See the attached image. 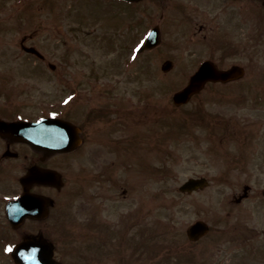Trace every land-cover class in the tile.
<instances>
[{
    "label": "rangeland",
    "instance_id": "obj_1",
    "mask_svg": "<svg viewBox=\"0 0 264 264\" xmlns=\"http://www.w3.org/2000/svg\"><path fill=\"white\" fill-rule=\"evenodd\" d=\"M173 1L0 0V90L9 94L0 104L20 103L31 117L55 111L86 133L79 151L62 158L68 184L52 217L0 228V264H15L11 246L38 233L66 264H264V171L234 169L227 132L264 98V39L248 57L218 63L241 64V79L206 85L177 105L174 92L210 44L198 32L206 17L191 23ZM255 2L238 32L264 36V7ZM154 25L160 43L139 53ZM24 36L46 60L25 54ZM92 171L107 180L93 181ZM197 176L207 188L179 191ZM244 184L252 191L237 203ZM197 219L210 232L195 242L185 230Z\"/></svg>",
    "mask_w": 264,
    "mask_h": 264
},
{
    "label": "flooded vegetation",
    "instance_id": "obj_2",
    "mask_svg": "<svg viewBox=\"0 0 264 264\" xmlns=\"http://www.w3.org/2000/svg\"><path fill=\"white\" fill-rule=\"evenodd\" d=\"M173 0H166V2ZM256 0H178L173 1L172 6L176 13H181L189 22H194V18L206 17L205 23H201L198 27V32L202 34L204 40L209 44V54L199 58L195 66V70L204 60H209L215 63V67L224 70L227 67H232L235 64L222 67L220 63L225 61H234L243 59L255 49L259 47L260 41L264 39L263 35L258 34L259 30L250 29L247 34L238 32L242 30V14L253 17L254 9L256 8ZM264 0H260L264 7ZM31 37V36H29ZM29 37L24 36L20 41L21 49L28 56H33L40 61L46 60V56H38L32 52H28L26 40ZM248 57V56H247ZM67 58V57H66ZM231 82V81H230ZM228 83V82H225ZM222 84L220 82H206L202 89L195 95H198L204 90L206 85ZM263 86V84H260ZM0 96L7 97L9 94L3 93L0 90ZM4 99V103L0 104V119L6 121L12 120H28L33 122L40 116H25L22 113V106L8 105V100ZM252 108H254V116L248 118H240L237 122L234 121L229 128V134L232 140V164L237 172H261L264 171V98L257 95L254 100H251ZM200 112V110H199ZM201 113V112H200ZM87 117V116H86ZM69 118V117H68ZM71 122L79 129L78 136L81 142L70 151L62 152L55 150L52 147L37 145L28 139H21L13 133L5 131L0 126V228H12L17 230L27 224H35L38 222H46L50 219L54 212V208L59 205L60 197L63 195L64 189L67 186L66 174L62 172V158L67 153L79 151L85 142L86 133H84L83 125L77 120L71 119ZM54 170L60 172L62 185L58 183H43L39 180H29L25 183L23 178L30 171L38 173L41 170ZM93 181H106L107 176L105 171H92ZM59 178L55 179L60 180ZM248 186L247 198L252 191L253 185ZM243 186V188H244ZM264 187L262 186V189ZM262 191V190H261ZM243 192V191H242ZM26 196V200L18 206L13 207L15 200ZM33 194L42 195L47 199L44 209L46 217L36 219L35 216L29 215L28 208L34 211ZM239 196V195H238ZM264 197V196H263ZM243 198V199H244ZM242 200V199H241ZM241 202V201H239ZM11 205V206H10ZM10 206V207H9ZM63 209V208H62ZM61 209V210H62ZM7 210L10 211L12 217H17L16 225L8 217ZM60 211V209H59ZM30 234H22L20 239L28 237ZM4 237V235H2ZM55 255V253H54ZM64 264L63 258H58Z\"/></svg>",
    "mask_w": 264,
    "mask_h": 264
},
{
    "label": "water",
    "instance_id": "obj_3",
    "mask_svg": "<svg viewBox=\"0 0 264 264\" xmlns=\"http://www.w3.org/2000/svg\"><path fill=\"white\" fill-rule=\"evenodd\" d=\"M159 28L155 27L150 35L147 37L145 45L140 49L148 48L154 46L158 43L159 39ZM171 62H166L163 65V69H167ZM242 69L239 67H234L228 71H218L210 63L202 64L200 71L197 74L192 75L190 82L181 91L174 94L173 99L177 104H182L187 101L188 98L197 91L206 79H215L225 81L230 78H235L242 74ZM0 126H6V129L16 134L19 138H26L34 141L36 144L48 145L55 148H60L61 150H67L71 146V134L76 135L75 127L68 121H64L59 118L44 117L40 121L33 123L26 122L23 125L17 126V124H22V122H4L0 121ZM2 126V127H3ZM1 127V128H2ZM5 129V127H4ZM40 138V139H35ZM51 171H44L41 174L28 175L26 180L30 177L37 178L42 181H52ZM207 184V181L203 177L189 178L179 186V189L184 192H191L197 190V188H203ZM41 197H39L40 199ZM44 204L43 199H41ZM45 206V205H44ZM41 214H44L41 212ZM41 216V215H38ZM208 226L202 220H199L187 228V234L192 239L199 238L200 235L205 234L208 230ZM12 258L17 264H60L55 259L52 258L53 245L47 242L45 238L38 236L37 238H26L18 242L12 248Z\"/></svg>",
    "mask_w": 264,
    "mask_h": 264
}]
</instances>
